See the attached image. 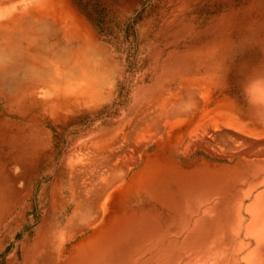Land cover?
<instances>
[{
  "label": "rangeland",
  "instance_id": "374dc122",
  "mask_svg": "<svg viewBox=\"0 0 264 264\" xmlns=\"http://www.w3.org/2000/svg\"><path fill=\"white\" fill-rule=\"evenodd\" d=\"M60 1L96 84L0 98V264H264V0Z\"/></svg>",
  "mask_w": 264,
  "mask_h": 264
},
{
  "label": "bare ground",
  "instance_id": "6f19581e",
  "mask_svg": "<svg viewBox=\"0 0 264 264\" xmlns=\"http://www.w3.org/2000/svg\"><path fill=\"white\" fill-rule=\"evenodd\" d=\"M76 21L70 7H60L57 0H0V98L11 101V108L14 102L25 101L15 107L21 114L39 108L54 128L60 125L61 114L67 115L63 124L67 126L76 110L90 107L96 84L90 75V28L81 19Z\"/></svg>",
  "mask_w": 264,
  "mask_h": 264
}]
</instances>
